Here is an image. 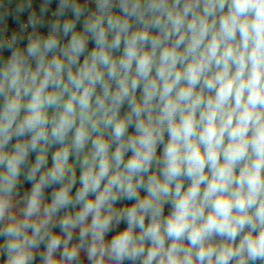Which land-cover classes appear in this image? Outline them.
<instances>
[{
    "label": "clouds",
    "instance_id": "clouds-1",
    "mask_svg": "<svg viewBox=\"0 0 264 264\" xmlns=\"http://www.w3.org/2000/svg\"><path fill=\"white\" fill-rule=\"evenodd\" d=\"M51 4L0 0V264H264V0Z\"/></svg>",
    "mask_w": 264,
    "mask_h": 264
},
{
    "label": "built area",
    "instance_id": "built-area-1",
    "mask_svg": "<svg viewBox=\"0 0 264 264\" xmlns=\"http://www.w3.org/2000/svg\"><path fill=\"white\" fill-rule=\"evenodd\" d=\"M57 5H58V0H52V4L50 5V10H49V15H50L51 11H54L56 9ZM27 16H28V14H25L23 17H21V20L26 22ZM8 23H9L10 31L13 28H17L18 27V25L16 24V22L14 20L8 21ZM41 31L42 32H46L47 31V27H45L44 29H41ZM25 43H26V41H25Z\"/></svg>",
    "mask_w": 264,
    "mask_h": 264
},
{
    "label": "rangeland",
    "instance_id": "rangeland-1",
    "mask_svg": "<svg viewBox=\"0 0 264 264\" xmlns=\"http://www.w3.org/2000/svg\"><path fill=\"white\" fill-rule=\"evenodd\" d=\"M42 2V0H34V7L38 10L39 9V5ZM25 14H28V12L26 11ZM11 18V17H10Z\"/></svg>",
    "mask_w": 264,
    "mask_h": 264
},
{
    "label": "trees",
    "instance_id": "trees-1",
    "mask_svg": "<svg viewBox=\"0 0 264 264\" xmlns=\"http://www.w3.org/2000/svg\"><path fill=\"white\" fill-rule=\"evenodd\" d=\"M39 10V9H38ZM37 10V11H38ZM25 15V13L21 16V17H23ZM13 19L12 18H9V20L8 21H12ZM92 45H90V47H91ZM53 151H54V149H53ZM34 158V157H33ZM25 187H29V185H25ZM21 191H23V189H21ZM51 190H49V192H50ZM128 203H131V202H128ZM166 211H167V208H166Z\"/></svg>",
    "mask_w": 264,
    "mask_h": 264
},
{
    "label": "crops",
    "instance_id": "crops-1",
    "mask_svg": "<svg viewBox=\"0 0 264 264\" xmlns=\"http://www.w3.org/2000/svg\"><path fill=\"white\" fill-rule=\"evenodd\" d=\"M124 227V225H121V228ZM111 235V234H110Z\"/></svg>",
    "mask_w": 264,
    "mask_h": 264
}]
</instances>
